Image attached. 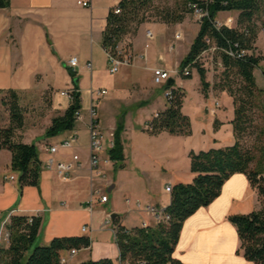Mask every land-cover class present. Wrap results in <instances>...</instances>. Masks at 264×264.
<instances>
[{
	"label": "crops",
	"instance_id": "obj_1",
	"mask_svg": "<svg viewBox=\"0 0 264 264\" xmlns=\"http://www.w3.org/2000/svg\"><path fill=\"white\" fill-rule=\"evenodd\" d=\"M80 1L88 2L90 6L79 5L78 2ZM10 3V7L0 9V91L14 90L19 93L22 100L25 98L27 100L33 95L49 93L54 106L58 107V111L64 113L70 102L61 93L74 89L72 78L66 66L71 58H78L79 64L75 71L80 76L82 121L75 126V129L78 133L81 132L87 135L88 138L84 143H80L79 135V141L72 149L62 150L55 156L58 161H69L75 154L81 157V167L73 172L70 181L61 180L54 170H43L39 187H25L22 190L19 183V174L11 169L12 153L8 150L0 151V231L2 225L7 224L10 216L14 213L38 215L42 218V227L36 239V241H40V245H47L56 237L87 236L91 239L92 245L88 249L77 252L75 256L77 264L91 259L99 260L103 258L119 261L120 253L115 241V231L111 227L110 229H107L109 227H103L107 214L110 213L95 209L96 204L107 206L110 204V199L107 204L96 202L92 214L88 210L93 191L92 174L88 163L89 113L86 111L83 114L85 112L83 111L84 98L86 96L91 105V92L95 90L94 88H97V83L100 80V56L103 54L107 59L102 46L103 33L107 25L108 15L119 4V0H10ZM222 13L227 12H220L216 19L230 24L226 17L219 18ZM236 16L238 20V13ZM158 24L170 29L169 24ZM175 26L185 32L186 23H176ZM197 26L198 29L190 43V47L200 30V25L197 24ZM144 30L143 27L138 28L135 33L129 34L126 37L127 39H124V42H129L126 50L134 55L136 63L134 66L123 67L126 69L124 80H127L130 83L129 86H133V88L126 87L129 91L124 92V98L121 100L124 103L121 104L143 106L144 101L146 103L152 101L150 95L152 93L146 89H141V82L136 74L137 69H145L149 73L150 82L154 84L151 69L159 67V65L152 66L148 56L147 61L140 59V56L144 53L141 45L146 39V32L149 28ZM262 32H264V29L259 32L258 38ZM257 42L258 39L255 44V53L259 56L261 50L257 46ZM160 59L164 60L163 55H160ZM88 62H92V69L87 67ZM263 62L254 71L256 83L261 89H264V68L261 67ZM146 64L147 66H145ZM160 67L165 68L164 66ZM257 70H259L262 77L261 84L257 79ZM174 84L176 88L184 90L175 81ZM164 89H166V86ZM140 92L146 94L143 95L146 100L142 99V94L138 97ZM220 94L228 95L227 92L216 91L211 87L207 97L210 95L216 97ZM230 98L232 104L229 110L222 111L221 103L220 108H216L214 104L209 108V112L214 119L212 133L214 143L209 149L231 146L236 141L232 125L235 118V107L233 98ZM103 100L105 104L100 102L103 111L100 122L103 128L107 132H112L116 130L119 124H122L124 125V133L127 132L128 118L126 114H122L126 116L125 121L123 118L119 120L112 119L113 117L108 110L111 107V101L107 100V97L101 101L103 102ZM166 108L167 103L152 118ZM182 111L184 113V104ZM102 120L105 122L102 123ZM144 130L148 131L147 129ZM45 133L32 137L25 132L22 138L24 143L37 146L42 165L49 157L45 148L58 144L62 139L69 136L70 131L61 133L52 137V139L46 137ZM222 140H225L226 143H222ZM110 149L108 147L107 156ZM191 152L195 151L192 150ZM191 152H189V159ZM127 162H129V159L125 156L123 162H119L118 165L112 162V166H107L106 170L108 172L111 167L126 166ZM133 162L136 163V161ZM135 163V187H140L139 174H142L141 178L146 179L144 180L147 185L146 192L144 191L142 195V202L160 210H166L171 204V193L166 191L159 194L151 193L150 172L146 171L145 168H141L137 163L135 165ZM11 176H14L15 180H10ZM171 177L173 178V175H170ZM189 177L193 179L192 172ZM96 182H99V180ZM120 186L122 187V184L119 180H112L107 191L111 188L109 192H119ZM68 197L74 199L78 205L69 207L65 200ZM129 200L134 208V204L137 202ZM261 207L262 201L257 191L252 188L246 175L236 174L232 176L225 184L219 198L210 206L201 208L186 221L174 257L186 264H254L247 261L242 253L238 254L239 242L237 238L231 244L227 243L228 233L233 234V226L228 221V217L236 212L235 210H239L237 208H249L246 211H237L239 214H248L253 210L261 209ZM111 210L113 213L117 212L121 215L116 220H119L123 226L129 229L139 227L141 222L143 220L147 221L148 218L152 219L151 222H148L155 225L153 217L136 209L130 211L127 205L126 216L122 215L124 211L116 209L115 206ZM131 216L139 218L141 222L129 225ZM88 224H90V230L83 232V227L88 226ZM96 233H99V236L93 237ZM8 245L7 240L3 237L0 238V247ZM80 253H85L84 257H80Z\"/></svg>",
	"mask_w": 264,
	"mask_h": 264
},
{
	"label": "trees",
	"instance_id": "obj_2",
	"mask_svg": "<svg viewBox=\"0 0 264 264\" xmlns=\"http://www.w3.org/2000/svg\"><path fill=\"white\" fill-rule=\"evenodd\" d=\"M196 1L188 0L186 12L192 15L187 5ZM152 2L121 0L119 6L122 14L114 15L112 9L108 15L102 40L104 50L115 48L125 36L135 33L144 20H140L134 30L131 24L137 21L139 10ZM10 4V0H0V9L10 7ZM208 9L209 17L200 24V30L181 62V68L183 70L192 65V70L197 69L205 96L210 83L207 81L206 68L203 64L200 66L201 61H210L221 71V79L213 88L227 92L233 98L235 143L224 148L190 153V169L194 177L190 183L181 182L173 186L171 204L165 210L170 217L167 222L148 228L139 226L129 229L116 220L115 241L120 253L119 261L103 258L79 264H186L174 257L184 224L201 208L210 206L219 198L227 181L236 174L246 175L262 201V207L257 211L231 214L228 217L239 239L238 254L242 253L247 261L254 264H264V122L259 128L254 146L247 148L243 144V138L252 122V110L257 108L264 115V107L259 99L264 89L258 87L254 76L255 69L263 61V57L255 53V44L259 32L264 29L260 27L264 23V0H212ZM220 12H237V26L216 28V17ZM183 18L165 15L163 21L167 24L180 23ZM207 40L217 48V52L201 59L202 54L210 48ZM228 52L234 53V56ZM241 52H244L242 56ZM219 62L222 68H219ZM66 68L74 84V89L70 91L73 102L62 116L53 119L45 133L46 137H55L73 130L76 126L75 114L82 110L80 76L72 68ZM184 77H192V73ZM166 88L172 90V97L167 100V108L148 122L147 130L152 135L167 132L171 135L190 136L191 121L182 111L186 92L176 88L175 84ZM6 92L12 97L11 124L0 128V151L8 150L12 153L11 169L19 174L21 190L25 187H39L43 165L38 148L35 144L24 143L18 133L23 129L25 121L19 103L21 96L14 90ZM123 131L124 125L119 124L114 132V147L109 151L116 165L125 159L121 137ZM41 227L42 218L38 215L12 214L5 225L9 245L0 247V264H60L61 258L70 250L80 251L92 245L87 236H70L56 237L47 245L34 247Z\"/></svg>",
	"mask_w": 264,
	"mask_h": 264
},
{
	"label": "rangeland",
	"instance_id": "obj_3",
	"mask_svg": "<svg viewBox=\"0 0 264 264\" xmlns=\"http://www.w3.org/2000/svg\"><path fill=\"white\" fill-rule=\"evenodd\" d=\"M187 2L188 0H153L149 6L143 7L139 10L140 13L137 21L133 22L131 27L132 30H134L138 25L137 23L140 22V20H144V23L138 28L143 27L145 30L149 28V30L154 33L155 37L153 40L148 41L147 39H144V42L141 45L143 52L146 51L152 66H164V69L168 68L166 70L179 72L173 74L172 79L177 85H181L187 95L184 101V113L189 116L191 121L192 134L190 136L171 135L167 132L152 135L144 130L148 129L147 124L152 116L158 110L163 109L167 103L166 91L164 89V87L167 86V83L165 85H155L151 83L148 71L139 68L136 70V74L141 82V89H146L152 93L150 94L152 101L148 103L144 101L143 106L137 104H121L124 103V101H121L124 98V92L129 91L126 87L133 88V86H129L130 83H128L127 80H124L126 69L123 68L117 74L112 75L109 73L110 65L108 64L106 57L103 54L100 56V80L97 83V88L94 89L100 90L104 88L109 92V95L106 97L107 100L111 101V107L108 108V110L113 117L112 119L119 120L123 118L125 121V117L127 116L128 118V130L125 133L123 131L121 137L125 153L124 156L128 157L129 162H127L126 166H115L108 169V181L119 180L122 187H119V192H109L107 191L108 187L106 189V194L110 199V204L107 206H98V204H96L95 209L97 211L104 210L105 213L111 214L113 213L111 208L115 206L116 209L124 211L122 215L126 216L127 212H125V210L127 199L146 205L142 202V195L147 186L144 181L146 179L141 178L142 174H139L140 187H135L136 172L134 168L135 162L133 161H136L141 168H145L146 171L150 172L149 181L151 193H164L166 191V186L168 185L175 186V184L180 182H190L192 178L189 177L191 176L189 152L192 150L195 152L208 150L214 143V138L212 136L214 119L209 112V108H211L213 104L215 105V102L218 100L222 105V111L231 109L232 100L229 95L220 94L216 97L213 95L207 97L203 94L200 76L196 68L192 70V77H184L181 75V62L187 56L186 54L190 47V43L198 29L193 16L186 12L185 8ZM236 14L237 12L222 13L219 15V18L226 17L232 27H236L238 22ZM165 15H170L173 18L183 16L182 23H186V26L184 27L186 33L183 32L182 29H178V27L175 26L176 23H170V29H166L165 26L158 24L165 23L163 21ZM260 27L264 28V23L261 24ZM177 33L181 34L180 39L175 38ZM126 37L128 36H125L124 39H127ZM124 39L121 42V46L126 48L129 42H124ZM173 45L175 48L171 52L170 48ZM257 46L261 50L262 55L260 54V56L263 57L264 61V32L259 35ZM160 55H163L164 60L160 59ZM262 57L260 58L262 59ZM202 64L206 68L207 81L210 83L208 91L210 92L211 87L217 84L221 79V71L215 67L212 69L210 61H201L200 66ZM145 66H147V64ZM261 67L264 68V62ZM256 74L258 82L261 84L262 77L259 70L256 71ZM140 94H142V99L146 100L145 96H143L146 94L140 92L138 97H140ZM106 97H102V99H106ZM259 99L261 105L264 107V94L261 95ZM101 100L98 101L96 99L99 117L103 113L101 109L102 105L100 104H105L104 100L103 102ZM11 101L12 97L10 94L7 92H0V128L8 127L11 124ZM19 103L23 109L21 110L23 111L25 120L23 129L18 132L22 138L25 132L32 137L37 134L45 133V131H47L52 125L53 119L62 116V114L65 113L58 111V107L54 106L51 94L49 93L37 94L36 96L33 95V97L27 100L26 98L23 100L21 98ZM90 106V101L85 96L83 101V111L85 112H83V114L86 113V111L89 113ZM122 114H126V116ZM263 116L262 112L257 108L252 110V122L249 124V130L243 138V144L247 148H252L254 146L259 128L263 126ZM104 122L105 121L102 120V123ZM79 135L80 143H84L88 138L84 133L79 132ZM50 138L52 139V137ZM222 143H226L225 140H222ZM170 175H173V178H170ZM96 184H98V187L99 185H101L100 187H103L105 183L99 181L96 182ZM65 200L69 207H76L78 205L71 197L65 198ZM237 209L239 210H235L236 212L232 214H239L237 211H246L249 208ZM113 214L121 216L117 212ZM139 221V218L131 216L129 225L135 222L139 223ZM147 221L151 222L152 219L148 218ZM87 228L90 230V224H88ZM107 229H110V227ZM232 231L233 234L228 233V244L234 242L235 238L238 239L234 227H232ZM98 234L99 233H96L93 237H98ZM38 245H40V241H36L34 247ZM84 255L85 253H80V257H84Z\"/></svg>",
	"mask_w": 264,
	"mask_h": 264
},
{
	"label": "built area",
	"instance_id": "obj_4",
	"mask_svg": "<svg viewBox=\"0 0 264 264\" xmlns=\"http://www.w3.org/2000/svg\"><path fill=\"white\" fill-rule=\"evenodd\" d=\"M121 0H119L120 3ZM212 3V0H197L194 3H189L187 5V9L191 11L195 21L197 24H201L203 20L207 17H209V5ZM79 5H82L84 7H89L90 4L88 2L80 1L78 2ZM114 15H121L122 9L120 8L119 4L113 8ZM216 28H221L223 26L234 28L232 27L231 23H224L220 21L215 22ZM155 37L154 33L151 30H148L146 33V39L153 40ZM176 39L181 38V34H176ZM208 44L210 45L209 50L204 52L201 56V59H203L206 56L213 55L217 52V48L211 44L210 40H207ZM174 45L171 46L170 51L172 52L174 50ZM106 55H107V61L110 65L109 73L114 75L117 74L123 67H129L134 66L136 63V58L134 55L127 51L125 48L121 46V43L117 45L115 48L108 47V49H105ZM230 56H234V53L228 52ZM244 52L240 53V56H242ZM140 59L147 61V55L146 51L140 56ZM78 58L73 57L71 58L67 66L72 68L75 71V68L78 66ZM194 64V62H193ZM211 64V62H210ZM219 68H222V64L219 62ZM87 67L89 69H92V62L87 63ZM214 65L211 64V68L213 69ZM192 65H188L181 71L182 76H189L192 73ZM153 72V82L155 85H165L171 78L173 74L179 73L174 71L166 70L162 67H156L154 69H151ZM166 91V98L167 100L172 97V90L171 89H165ZM91 106L89 110V123H88V132H89V167L91 170V182H92V194L89 202V213L92 214L94 210V205L96 202L100 204H107L109 202V197L106 194V189L111 185V182L108 181V172L106 170L107 166H112V160L108 154L107 156V150L109 148L114 147V132H107L101 122L100 117L98 116V108H97V102L96 99L99 100L102 96H107L109 92L105 89L100 90H92L91 92ZM62 96L66 97L69 102H73V96L69 92H62ZM216 108H220V103L218 101L215 102ZM82 121V110L76 112L75 114V124L77 125L79 122ZM79 141V133L74 128L70 131V134L68 137L62 139L58 144L47 146L45 148V151L49 154V157L47 158L45 164L43 165V170H54L58 177L68 182L71 180L72 174L75 170L81 167V157L78 154H75L72 156V158L69 161H58L56 159V155L62 151V150H70L72 149L75 144H77ZM10 180H15L14 176L10 177ZM99 180L101 182H104L105 184L103 187H100L101 185L96 184V181ZM172 186L168 185L166 186V192L171 193L172 192ZM127 206L129 207L130 211H134V209L145 212L148 216L153 217L155 220V225L167 222L170 217L166 214L165 210H160L159 208H156L152 205H142L141 203L137 202L134 204V208L132 207V202L127 199L126 200ZM133 209V210H132ZM5 223L2 225L1 231H0V238H4L8 241L9 234L6 232L5 229ZM113 226V227H112ZM152 226L148 221L143 220L140 224V227L142 228H148ZM103 227H112V229L115 231V224L112 222L111 214H107V217L105 219V222L103 223ZM88 230L87 226L83 227V232H86ZM76 249L70 250L65 256L61 258L60 264H77L75 261V256L77 254Z\"/></svg>",
	"mask_w": 264,
	"mask_h": 264
},
{
	"label": "water",
	"instance_id": "obj_5",
	"mask_svg": "<svg viewBox=\"0 0 264 264\" xmlns=\"http://www.w3.org/2000/svg\"><path fill=\"white\" fill-rule=\"evenodd\" d=\"M172 85H174V80L171 78L168 82H167V86L166 87H171ZM109 191H111V188L109 189ZM111 218H112V222L113 224H115L116 222V219L118 218V215L116 214H112L111 215Z\"/></svg>",
	"mask_w": 264,
	"mask_h": 264
}]
</instances>
